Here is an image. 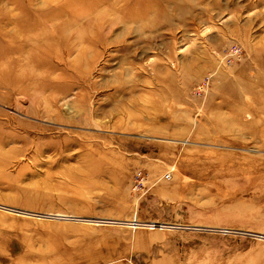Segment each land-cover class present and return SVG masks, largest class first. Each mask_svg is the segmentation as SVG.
Segmentation results:
<instances>
[{
    "label": "rangeland",
    "instance_id": "374dc122",
    "mask_svg": "<svg viewBox=\"0 0 264 264\" xmlns=\"http://www.w3.org/2000/svg\"><path fill=\"white\" fill-rule=\"evenodd\" d=\"M0 264H264V0H0Z\"/></svg>",
    "mask_w": 264,
    "mask_h": 264
},
{
    "label": "built area",
    "instance_id": "2783aa9c",
    "mask_svg": "<svg viewBox=\"0 0 264 264\" xmlns=\"http://www.w3.org/2000/svg\"><path fill=\"white\" fill-rule=\"evenodd\" d=\"M228 52L226 53V55H228L229 54V59H227L226 61L227 62H229V61H231V60H233V59H235V58H238V55L240 54V51H239V48L238 47H236V46H232V47H230L228 50H227ZM237 51V52H236ZM231 55V56H230ZM204 84H205V82L202 84L203 86H204ZM141 177H140V174H136V176H135V181H139V179H140ZM168 177L166 176V179H167ZM141 183L139 182L137 185H140Z\"/></svg>",
    "mask_w": 264,
    "mask_h": 264
},
{
    "label": "bare ground",
    "instance_id": "6f19581e",
    "mask_svg": "<svg viewBox=\"0 0 264 264\" xmlns=\"http://www.w3.org/2000/svg\"><path fill=\"white\" fill-rule=\"evenodd\" d=\"M233 46H234V45H233ZM235 46L238 47L237 45H235ZM231 47H232V46H231ZM236 52H237V51H236ZM230 56H231V55H230ZM238 56H239V55H238ZM229 58H230V57H229V54H228V55L225 57V59L227 60V59H229ZM229 62H231V61H229ZM139 174H140V177H141V178H140L139 181H137V182H138V183L140 182L141 184H143V183H144V181H143V175H141V173H139ZM166 176L169 178V175H165V176H164V179H165V180L168 179V178L166 179Z\"/></svg>",
    "mask_w": 264,
    "mask_h": 264
},
{
    "label": "water",
    "instance_id": "95a60500",
    "mask_svg": "<svg viewBox=\"0 0 264 264\" xmlns=\"http://www.w3.org/2000/svg\"><path fill=\"white\" fill-rule=\"evenodd\" d=\"M86 220H89V221H91V219H86ZM257 237H259V236H257Z\"/></svg>",
    "mask_w": 264,
    "mask_h": 264
}]
</instances>
